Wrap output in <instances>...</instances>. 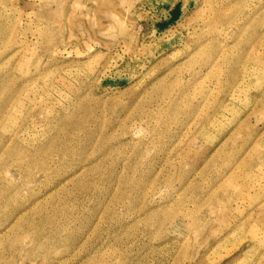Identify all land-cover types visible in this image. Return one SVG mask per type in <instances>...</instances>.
<instances>
[{"label": "rangeland", "instance_id": "rangeland-1", "mask_svg": "<svg viewBox=\"0 0 264 264\" xmlns=\"http://www.w3.org/2000/svg\"><path fill=\"white\" fill-rule=\"evenodd\" d=\"M0 264H264V0H0Z\"/></svg>", "mask_w": 264, "mask_h": 264}]
</instances>
